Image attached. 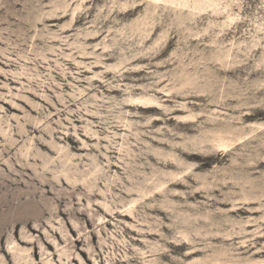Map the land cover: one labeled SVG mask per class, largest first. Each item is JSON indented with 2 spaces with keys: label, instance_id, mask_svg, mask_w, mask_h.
Here are the masks:
<instances>
[{
  "label": "rangeland",
  "instance_id": "374dc122",
  "mask_svg": "<svg viewBox=\"0 0 264 264\" xmlns=\"http://www.w3.org/2000/svg\"><path fill=\"white\" fill-rule=\"evenodd\" d=\"M140 2L0 0V264L264 261V0Z\"/></svg>",
  "mask_w": 264,
  "mask_h": 264
},
{
  "label": "bare ground",
  "instance_id": "6f19581e",
  "mask_svg": "<svg viewBox=\"0 0 264 264\" xmlns=\"http://www.w3.org/2000/svg\"><path fill=\"white\" fill-rule=\"evenodd\" d=\"M137 1L138 0H133V2H137ZM142 1H144V3H148V4L153 5V7H158L161 4H164V5L170 4V5H175V6H178V7H187V8H191V9H194V10L197 9L200 12L206 10L207 7H209L211 5V3H212L211 0H198V3H193V5L191 3L192 0H142ZM193 2H195V1H193ZM196 2H197V0H196ZM144 3L140 2V3L136 4L135 6L125 10L122 13L124 15L132 14L137 9H139V7L141 5H143ZM137 101L142 103V104L153 103V100L149 99V98H146V99L145 98H139V99H137ZM194 117H195V115L191 114L187 118H194ZM220 142L221 143L218 144L220 147H222V146L227 147L228 146V143H226V141L223 142V139H222V141L220 140ZM164 184H165V182H163L161 185H164ZM57 246H59V245L57 244ZM263 262L264 261H262V260L261 261H250L249 264H263ZM211 264H239V263L238 262L228 261V260H223L222 256H217V257L214 258V261H212Z\"/></svg>",
  "mask_w": 264,
  "mask_h": 264
}]
</instances>
